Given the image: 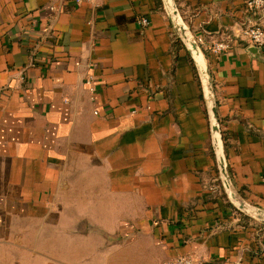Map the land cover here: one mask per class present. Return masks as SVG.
<instances>
[{
	"label": "crops",
	"instance_id": "obj_1",
	"mask_svg": "<svg viewBox=\"0 0 264 264\" xmlns=\"http://www.w3.org/2000/svg\"><path fill=\"white\" fill-rule=\"evenodd\" d=\"M244 1L174 0L206 57L232 184L264 209V52L204 49L264 28V6ZM134 234L159 260L124 253ZM183 254L264 264V221L227 198L200 81L163 1L0 0V264Z\"/></svg>",
	"mask_w": 264,
	"mask_h": 264
},
{
	"label": "water",
	"instance_id": "obj_2",
	"mask_svg": "<svg viewBox=\"0 0 264 264\" xmlns=\"http://www.w3.org/2000/svg\"><path fill=\"white\" fill-rule=\"evenodd\" d=\"M162 1L172 28L178 39L188 51L200 81L202 96L208 115L211 145L215 155L221 184L227 195V198L238 212L254 220L264 221V209L253 206L246 202L235 190L232 184L226 161L220 122L216 109L214 89L204 51L202 50L197 39L190 32L189 28L182 21L174 0ZM248 46L260 50V48L257 46Z\"/></svg>",
	"mask_w": 264,
	"mask_h": 264
},
{
	"label": "built area",
	"instance_id": "obj_3",
	"mask_svg": "<svg viewBox=\"0 0 264 264\" xmlns=\"http://www.w3.org/2000/svg\"><path fill=\"white\" fill-rule=\"evenodd\" d=\"M76 3L81 0H74ZM264 6V0H245L244 7L248 10H254ZM138 23L145 27L148 24V20L145 17H141ZM235 43L253 45L259 47L264 52V28L256 24H247L239 29L238 36L231 38L229 36L224 39L211 41L205 46V50H208L213 55H219L224 51H227ZM87 82L90 90H94L92 86V77L88 76ZM160 264H199V260L193 254H183L173 258L163 260Z\"/></svg>",
	"mask_w": 264,
	"mask_h": 264
},
{
	"label": "rangeland",
	"instance_id": "obj_4",
	"mask_svg": "<svg viewBox=\"0 0 264 264\" xmlns=\"http://www.w3.org/2000/svg\"><path fill=\"white\" fill-rule=\"evenodd\" d=\"M134 236H137L139 241H140V244L137 245V244H125L124 246V253H131L132 252V247H134L135 249L137 248H143L144 249V252L146 253H150L151 255L155 256L158 260H159V257H160V253L158 250H154L151 246H148V244L146 243L144 237L145 235L143 234H134ZM114 241V238L113 237H109L108 238V250L110 251L112 246L110 245L111 243H113ZM134 245V246H133ZM101 249V247H100ZM103 249H104V246H103ZM137 251V250H136ZM161 261V260H160ZM160 261H157V264L160 262Z\"/></svg>",
	"mask_w": 264,
	"mask_h": 264
}]
</instances>
